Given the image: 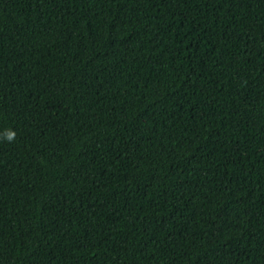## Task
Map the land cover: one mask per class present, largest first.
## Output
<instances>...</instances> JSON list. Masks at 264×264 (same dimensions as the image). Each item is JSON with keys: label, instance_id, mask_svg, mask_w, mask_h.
Listing matches in <instances>:
<instances>
[{"label": "trees", "instance_id": "obj_1", "mask_svg": "<svg viewBox=\"0 0 264 264\" xmlns=\"http://www.w3.org/2000/svg\"><path fill=\"white\" fill-rule=\"evenodd\" d=\"M0 264H264V0H0Z\"/></svg>", "mask_w": 264, "mask_h": 264}, {"label": "clouds", "instance_id": "obj_2", "mask_svg": "<svg viewBox=\"0 0 264 264\" xmlns=\"http://www.w3.org/2000/svg\"><path fill=\"white\" fill-rule=\"evenodd\" d=\"M3 138L7 140V142L12 143L15 141L16 133L12 130H6L3 134Z\"/></svg>", "mask_w": 264, "mask_h": 264}]
</instances>
